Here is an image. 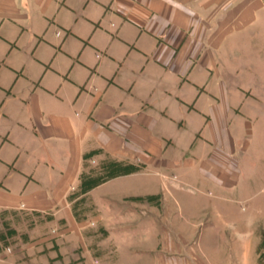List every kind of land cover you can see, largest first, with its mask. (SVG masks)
<instances>
[{"label": "crops", "instance_id": "0c3cea01", "mask_svg": "<svg viewBox=\"0 0 264 264\" xmlns=\"http://www.w3.org/2000/svg\"><path fill=\"white\" fill-rule=\"evenodd\" d=\"M263 8L261 0H0V72L9 77L0 87V209L72 223L81 173L114 162L133 170L76 199L141 202L158 233L142 258L264 264L256 206L234 207L253 196L244 197L254 179L242 176L233 106L254 92L230 82L245 73L230 68L243 46L235 42L257 38L250 32ZM28 64L38 68L35 86ZM240 215L249 218L231 221ZM178 216L186 226L170 220Z\"/></svg>", "mask_w": 264, "mask_h": 264}, {"label": "rangeland", "instance_id": "374dc122", "mask_svg": "<svg viewBox=\"0 0 264 264\" xmlns=\"http://www.w3.org/2000/svg\"><path fill=\"white\" fill-rule=\"evenodd\" d=\"M261 1L264 7V0ZM262 12L264 16V8ZM59 33L60 43L67 35ZM250 33L257 35V38L236 41L237 46L242 43L243 46L237 52L238 55L232 52L230 56V68L244 70V77L238 81L231 74L234 78L230 82L231 87L239 86L247 96L254 94L250 99L245 97L246 102H241L242 105L233 106L235 114L231 119V132L235 137L242 176L254 179L244 197L253 196L247 201L237 202L234 207L243 214L255 205L264 237V17L259 27L251 29ZM54 48L58 50L57 45ZM26 49L28 52H22L24 62L30 58L31 46ZM26 72L25 75L32 76L34 80L38 68L28 64ZM8 80L7 73L0 72V87H4ZM244 83L248 88L244 87ZM4 108V105L0 106V114ZM13 168L16 169L17 165ZM83 173L91 177L104 175L96 165ZM191 189L197 192L196 188ZM149 203L152 209L156 206L155 200ZM71 206L72 223L61 213L53 215L0 209V264H151L149 259L142 258L141 253L156 244L158 233L154 222L142 217L141 202L119 205L104 198L95 203L89 197L79 201L75 198ZM100 210L103 213L101 217ZM97 214L99 218H96ZM248 218L247 215L246 218L240 215L231 218V221H246ZM170 220L181 227L187 224L182 216ZM204 223L198 221L195 224L200 227ZM180 235L184 237L187 234L183 232ZM261 251L264 258V247Z\"/></svg>", "mask_w": 264, "mask_h": 264}, {"label": "trees", "instance_id": "16d2710c", "mask_svg": "<svg viewBox=\"0 0 264 264\" xmlns=\"http://www.w3.org/2000/svg\"><path fill=\"white\" fill-rule=\"evenodd\" d=\"M99 169L103 171L104 175L100 174V176L91 177V176H87V174L85 173H81L79 178V184L76 190L69 196V200L75 199L81 193H85L93 186L101 183L102 181L108 179L109 177H112L113 175H119L133 170L127 166L114 162L111 163L108 162L103 166L99 167Z\"/></svg>", "mask_w": 264, "mask_h": 264}]
</instances>
